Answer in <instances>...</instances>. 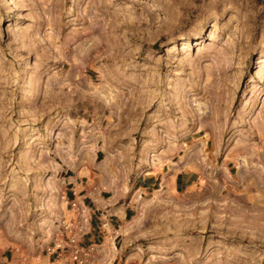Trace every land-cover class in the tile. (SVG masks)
Masks as SVG:
<instances>
[{
	"label": "rangeland",
	"instance_id": "374dc122",
	"mask_svg": "<svg viewBox=\"0 0 264 264\" xmlns=\"http://www.w3.org/2000/svg\"><path fill=\"white\" fill-rule=\"evenodd\" d=\"M261 57L264 0H0L2 244L52 238L48 180L56 221L65 180L81 195L110 171L134 191L170 161L198 177L184 195L201 210L170 231L189 264H264Z\"/></svg>",
	"mask_w": 264,
	"mask_h": 264
},
{
	"label": "crops",
	"instance_id": "0c3cea01",
	"mask_svg": "<svg viewBox=\"0 0 264 264\" xmlns=\"http://www.w3.org/2000/svg\"><path fill=\"white\" fill-rule=\"evenodd\" d=\"M197 180L194 172L186 170L166 175L165 181L157 173L149 172L135 179L134 191L114 192L112 186L92 192L86 190L81 195L83 189L76 191L78 179L76 182L65 180L64 195L84 210L79 244L94 248L84 264H189L186 246L170 231L177 217L201 210L200 206L191 208V198L184 195ZM46 210L49 214L46 217L50 219L42 218L45 222L41 219L40 224L50 229L46 234L53 233L52 238L41 244L19 240L21 248L0 241V264H34L36 260L37 264H81L71 259L66 243L64 249L55 247L63 218L74 217L75 210L67 207L69 214L62 213L56 221L53 218L57 211L50 214L48 207Z\"/></svg>",
	"mask_w": 264,
	"mask_h": 264
},
{
	"label": "built area",
	"instance_id": "2783aa9c",
	"mask_svg": "<svg viewBox=\"0 0 264 264\" xmlns=\"http://www.w3.org/2000/svg\"><path fill=\"white\" fill-rule=\"evenodd\" d=\"M61 198L65 199L68 207L75 210V215L74 217L63 218L62 229L56 238L55 247L56 249H64L66 245H69L71 259L84 264L94 251V248L91 246L83 247L79 244V238L83 230L81 220L84 210L76 201L69 200L65 195H62ZM64 243H66V245ZM58 255L59 257L62 256V251H60Z\"/></svg>",
	"mask_w": 264,
	"mask_h": 264
},
{
	"label": "bare ground",
	"instance_id": "6f19581e",
	"mask_svg": "<svg viewBox=\"0 0 264 264\" xmlns=\"http://www.w3.org/2000/svg\"><path fill=\"white\" fill-rule=\"evenodd\" d=\"M262 58V57H261ZM84 58L83 57H79V56H77L76 57V59L75 60H80L78 63H76V65H75V68H82V65H83V62H82V60H83ZM264 59L262 58V59H259V62H262ZM95 148H96V146H95V144L94 145H91V151L92 152H94L95 151ZM236 158V157H235ZM145 159L151 164H154V163H156V155H155V153H152V152H149V153H147L146 154V156H145ZM237 163H238V168H239V176H240V178H245L246 177V174H247V172H248V168H246V166H245V162H243V161H241L238 157H237ZM105 163V162H104ZM106 164V163H105ZM108 165V164H107ZM172 165H173V163L171 164V162L170 161H166V162H164L163 164H162V168L164 169L163 170V172H164V181H165V176H166V173L168 172L167 170H166V168H170V167H172ZM53 166H57L56 164H54L53 163ZM108 167V166H107ZM107 167L104 165V168H105V171H107ZM168 174V173H167ZM115 179H116V177L114 178V175H112L111 173H110V171H107V182L105 183L106 185V187H112L113 185H115ZM50 181L48 180V185H49V189L51 190V197H50V199L47 201V204H48V208H49V212H50V214L53 212V211H55V209L57 208V207H60L58 204H59V196L57 195V193L60 191V187H61V185L59 184V183H57V182H50ZM124 190V189H123ZM116 191V190H115ZM56 212H54V214H55ZM51 217V216H50ZM47 218V217H46ZM45 218V219H46ZM45 219L43 220L44 222H45ZM47 219H50V218H47ZM42 221V222H43ZM51 221V220H50ZM41 222V221H40ZM42 222H41V224H42ZM47 222V221H46ZM52 222V221H51ZM50 222V223H51ZM49 223V224H50ZM45 224H47V223H45ZM44 225V224H43ZM42 225V226H43ZM50 226V225H49ZM48 226V227H49ZM46 227V226H45ZM44 227V228H45ZM52 227V226H51ZM50 228V227H49ZM48 229H46V231H47ZM48 231H50V229L48 230ZM47 231V232H48ZM46 233V232H45ZM50 233V232H49ZM50 236V235H49Z\"/></svg>",
	"mask_w": 264,
	"mask_h": 264
}]
</instances>
